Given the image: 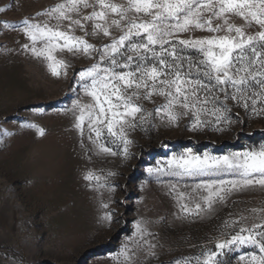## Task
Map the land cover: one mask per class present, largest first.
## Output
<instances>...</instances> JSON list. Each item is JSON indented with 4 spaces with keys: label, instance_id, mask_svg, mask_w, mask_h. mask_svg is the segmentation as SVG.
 <instances>
[{
    "label": "rangeland",
    "instance_id": "374dc122",
    "mask_svg": "<svg viewBox=\"0 0 264 264\" xmlns=\"http://www.w3.org/2000/svg\"><path fill=\"white\" fill-rule=\"evenodd\" d=\"M55 3L0 0V7L6 9L0 13V264H122L119 253L125 244L135 247L129 237L137 221L149 222L148 231L155 239H148L162 245L155 249L158 258H142L141 264H174L176 259L200 255L201 245L214 247L210 240L222 231L230 232L221 228L229 213L251 215L250 209L264 206V191L257 187L217 203L210 214L186 216L178 194L184 193L183 202L193 207L191 198H199L195 185L210 177L164 174L173 156L219 157L264 145V115L246 112L233 102H228L230 124L208 123L191 130L192 117L173 125L155 117L129 129L132 144L127 159L99 152L87 138L86 127L82 142L72 113L65 109H71L78 98L88 101L75 78L95 60L83 54L72 58L67 52L57 53L72 66L67 76H53L45 62L21 47L31 43L27 37L3 28L5 22L18 26ZM113 34L119 32L113 29ZM87 39L97 47L110 42L108 38ZM153 100L142 101L149 111L164 103L162 97ZM201 118L214 121L210 115ZM102 139L114 151H121L119 141L112 143L106 135ZM149 168L163 172L149 174ZM89 172L100 176V181L85 179ZM109 213L110 222L104 219ZM249 252L259 254L245 247L222 259L225 264H238L237 257Z\"/></svg>",
    "mask_w": 264,
    "mask_h": 264
},
{
    "label": "snow or ice",
    "instance_id": "6c2138e0",
    "mask_svg": "<svg viewBox=\"0 0 264 264\" xmlns=\"http://www.w3.org/2000/svg\"><path fill=\"white\" fill-rule=\"evenodd\" d=\"M5 11L0 7V13ZM3 28L27 37L31 43L21 47L45 62L53 76H67L72 66L57 53L95 60L75 78L88 101L78 98L65 111L72 113L82 142L86 127L87 138L101 153L127 159L132 144L128 130L155 117L169 125L192 117L191 130H195L208 123H232L228 102L264 115V0H57L18 26L5 22ZM77 31L83 35H76ZM197 31L208 35H191ZM89 36L110 42L97 47L88 42ZM155 96L164 103L149 111L142 101L155 103ZM209 115L214 121L202 120ZM39 135H44L43 129ZM105 135L112 143L119 141L120 152L108 146L102 139ZM167 167L165 175L210 177L195 185L199 198H191L193 207L183 202L184 193L178 194L186 216L210 214L233 194L257 187L264 191V145L219 157L173 156ZM226 175L232 178H223ZM85 179L100 181L101 177L89 172ZM249 211L251 215L229 213L221 228L230 232L222 231L210 240L214 247L201 245L200 255L176 259L174 264H225L222 257L245 247L259 254H241L238 264H264V206ZM104 219L110 222L112 214ZM148 223L136 222L129 237L135 247L125 244L119 253L122 264L158 258L155 249L162 245L148 239H155Z\"/></svg>",
    "mask_w": 264,
    "mask_h": 264
}]
</instances>
